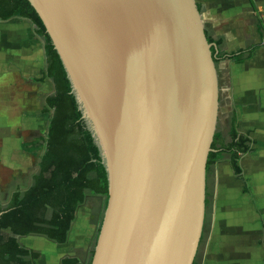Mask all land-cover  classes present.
I'll return each instance as SVG.
<instances>
[{
    "label": "water",
    "instance_id": "95a60500",
    "mask_svg": "<svg viewBox=\"0 0 264 264\" xmlns=\"http://www.w3.org/2000/svg\"><path fill=\"white\" fill-rule=\"evenodd\" d=\"M28 2L107 173L90 264H193L218 112L195 0Z\"/></svg>",
    "mask_w": 264,
    "mask_h": 264
},
{
    "label": "crops",
    "instance_id": "0c3cea01",
    "mask_svg": "<svg viewBox=\"0 0 264 264\" xmlns=\"http://www.w3.org/2000/svg\"><path fill=\"white\" fill-rule=\"evenodd\" d=\"M195 3L206 36L218 43L213 44L216 54L238 58L220 59L215 64L216 127L221 123L225 130L222 133L215 129V132L228 142L227 131L234 115L237 132L248 136L252 143L251 151L239 160L244 181L234 175L226 157L206 170L204 219L193 262L264 264L260 244L264 235V28L261 19L264 0H195ZM28 24L20 18L0 21V172L5 173L0 176V184L13 187L2 192L3 198L0 193L3 205L14 191L24 192L31 184L34 173L29 172V159L23 152V132H34L46 125L49 115L41 110L45 98L53 93L52 82L43 79L44 41L30 33ZM93 197L104 200V197ZM98 211L93 217L84 218L80 214V225L84 228L76 233L75 248L83 258L95 229L100 226ZM44 241L52 242L36 235L19 237L20 244L28 249L32 248L30 244L43 245ZM73 256L87 262L76 254L66 257ZM64 257L56 261L54 256H49L45 264H60Z\"/></svg>",
    "mask_w": 264,
    "mask_h": 264
},
{
    "label": "trees",
    "instance_id": "16d2710c",
    "mask_svg": "<svg viewBox=\"0 0 264 264\" xmlns=\"http://www.w3.org/2000/svg\"><path fill=\"white\" fill-rule=\"evenodd\" d=\"M14 18L28 21L34 34L43 39V78L52 82L53 93L45 98L41 110L50 114L46 135L22 145L24 152L43 148L38 170L24 192L14 191L5 205L0 201V264H34L40 253L22 246L19 237L36 235L64 244L76 211L85 203L87 195L104 197L106 206L108 178L62 61L28 0H0V21ZM206 37L208 43H215ZM211 53L215 64L224 58L238 59L234 55L216 54L215 47L211 48ZM227 135L229 141L225 142L220 133H214L206 170L226 157L234 175L244 181L239 160L251 151L252 142L248 136L237 132L234 115L230 118ZM260 244L264 250V235ZM92 254L93 250L86 263L73 256L64 257L60 264H90Z\"/></svg>",
    "mask_w": 264,
    "mask_h": 264
},
{
    "label": "rangeland",
    "instance_id": "374dc122",
    "mask_svg": "<svg viewBox=\"0 0 264 264\" xmlns=\"http://www.w3.org/2000/svg\"><path fill=\"white\" fill-rule=\"evenodd\" d=\"M28 28L30 30V33L34 36L33 29L31 28V24H28ZM33 44H35V43H33ZM42 45H43V43L40 40V47ZM3 61L5 62V60H3ZM48 115H49V118H48V122H49L50 114H48ZM48 122L46 123V125H43L40 130H37L34 132L33 131L23 132L22 145L26 144V143H33L39 137L45 136L46 131H47ZM216 130L221 131L222 133H223V131H225L221 123H219L217 125ZM24 153H25L26 158L29 159V161H28L29 170H30L29 172L32 174L36 173L38 170V164L40 161V157L43 154V148H38L36 150L30 151V152H24ZM4 174H5L4 172H0V176H2ZM11 189H13V187H11V186L3 187L2 183H1L0 184L1 197L2 198L4 197V195L2 194L3 191L11 190ZM87 196H89V198H87L86 202L83 204L85 206V208H82V209L79 208L77 210V212H79V216H78V213L76 212L75 220L72 224V228L70 229L68 239L64 244H57L54 242L50 243L47 241H44L45 243L43 245L39 242L34 243V244H30V246H32V248H35V251H38L40 253V256L34 261V264H45L46 261L49 259V256H54L55 260L58 261V259H60L63 256L66 257L69 255H74V254L80 255V256L82 255L81 252L75 248L77 246L76 233L80 232V230L83 231V228H84V227H81V225H80L81 224V220H79L80 214L84 218H86V216L93 217V214L95 215V211L99 210L98 211L99 212L98 217L100 218V220H99L98 225H100L101 224L100 221L102 220L104 208H105L103 198L97 199V197H93L94 196L93 194H89ZM90 223L92 225V222H90ZM89 227H90V224H89ZM99 227L100 226H98L95 229L93 237H92V241L89 245V249L86 253V256L84 257L85 259H87L86 261L89 260L90 253L94 248ZM22 246H25V245H22ZM32 248H30V250H34ZM38 248H41L42 250H40V249L38 250ZM44 249H48L49 251H43ZM81 258L84 259L82 256H81ZM260 264H262V263H260Z\"/></svg>",
    "mask_w": 264,
    "mask_h": 264
},
{
    "label": "built area",
    "instance_id": "2783aa9c",
    "mask_svg": "<svg viewBox=\"0 0 264 264\" xmlns=\"http://www.w3.org/2000/svg\"><path fill=\"white\" fill-rule=\"evenodd\" d=\"M263 13V16H262V24H263V28H264V11L262 12Z\"/></svg>",
    "mask_w": 264,
    "mask_h": 264
}]
</instances>
